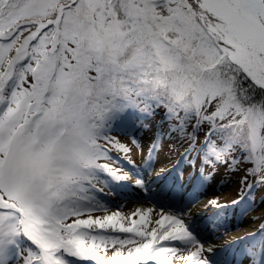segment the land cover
Here are the masks:
<instances>
[{
	"label": "snow or ice",
	"instance_id": "6c2138e0",
	"mask_svg": "<svg viewBox=\"0 0 264 264\" xmlns=\"http://www.w3.org/2000/svg\"><path fill=\"white\" fill-rule=\"evenodd\" d=\"M262 129L264 0H0V264H236L234 245L239 264H264V216L220 245L191 211L205 169L234 167L236 152L250 165L236 198L204 210L218 229L254 202ZM148 132L145 155L137 133ZM166 139L187 140L182 159L195 151L200 168L157 169ZM129 196L150 206L113 199Z\"/></svg>",
	"mask_w": 264,
	"mask_h": 264
},
{
	"label": "bare ground",
	"instance_id": "6f19581e",
	"mask_svg": "<svg viewBox=\"0 0 264 264\" xmlns=\"http://www.w3.org/2000/svg\"><path fill=\"white\" fill-rule=\"evenodd\" d=\"M179 158V157H178ZM180 159V158H179ZM177 159L176 161H178ZM168 168L172 169V175L175 177H179L180 173L177 170V166H168ZM158 169V168H157ZM243 177L242 174H236L233 178L228 182L226 186L220 184V181H216L213 183L207 182L206 190L201 189L198 192L200 196V200L194 206H192L191 211L193 214L199 213V216L196 217V228L201 233V238L207 242H212L220 245H229V243L236 237L245 236L248 232L253 231L260 221H257L255 224L252 221V218L255 216H264V204L260 203L261 196L264 194V188L257 189V199L255 204L258 206L259 210L256 213L242 215L243 209L247 208L246 205L249 204H241L237 206L235 211L229 209L227 218L223 220V223L219 226L218 229L212 227V223L210 218L213 216V211L209 209L208 211L204 210V203L207 198L211 196H219L222 203H230L233 199L236 198L237 189L239 188L240 180ZM186 180V176H185ZM227 188V189H226ZM226 189V190H225ZM131 192V190H129ZM116 200V203H121L122 200L127 199L128 203H124L123 206L125 212H129L134 210L137 207L147 208L150 205L148 204H137L134 203L131 199V196L125 198H113ZM242 245H234L231 246L232 250L229 253L230 258L234 256L236 260V264H239L242 259V255L240 252V248ZM246 264V261H245Z\"/></svg>",
	"mask_w": 264,
	"mask_h": 264
},
{
	"label": "rangeland",
	"instance_id": "374dc122",
	"mask_svg": "<svg viewBox=\"0 0 264 264\" xmlns=\"http://www.w3.org/2000/svg\"><path fill=\"white\" fill-rule=\"evenodd\" d=\"M256 109V107H255ZM254 111H259V110H254ZM232 114L230 113L227 117L225 122H229L232 120ZM236 119H239V117H235ZM252 117H250L251 119ZM162 118H158L157 119H151L150 123L153 125V131L155 129V125L157 123L161 122ZM168 129V124L165 123L164 124V130L167 131ZM188 131H191V128L188 129ZM261 134L264 135V129L261 130ZM152 133L148 132V133H137V138L140 140L141 145L143 146L144 150H145V155L147 152V146H148V142L151 139ZM121 142L125 143V144H129V146H131L130 144V140L128 137H124V136H120L119 137ZM204 139V135H201L200 137H198L197 141H196V148L199 149L201 147V143ZM170 144H175L176 147L171 151V153L168 152V148ZM189 147V142L187 140H184L183 142H177L175 139L173 140H164L163 142V150L158 154L157 157L154 158L155 160V166L156 168L163 166H177V170L178 172L181 174V172H184L186 169H189V166L191 164V162L193 160H195V168L198 170L201 166V160L197 157V153L195 151H193L191 153V155H189L187 157V159H182V157L185 154V150ZM116 152V151H115ZM118 153V152H116ZM118 156H121V153L117 154ZM180 158L178 161H176L177 158ZM131 158L133 160H135L136 164L139 165L142 163V160L144 159V156L140 153L139 149L133 147L132 148V152H131ZM229 160L232 159H238L240 162L237 163L234 167H229L228 164H222L219 167H217L215 170H212L210 168H206L205 169V173L206 175L211 173V175H209V179L207 182L209 183H213L216 182L217 180L220 181V184L223 186H226L228 184V182L233 178L234 175L236 174H242L243 176L245 175V172L247 171V168L250 167V165H247L243 162L242 157H240L239 152H236L233 154V156L228 157ZM123 167L127 168L129 167V165L127 163L122 162ZM179 174V175H180ZM186 176V175H185ZM253 178L251 176H249V180L251 181ZM227 189V188H226ZM225 189V190H226ZM257 189L254 191V202L250 201L249 204L246 205V207H252L254 210L248 212V214H252V213H256L258 212L259 208L258 206L255 204L256 199H257ZM128 203V202H127ZM124 206H123V210H124Z\"/></svg>",
	"mask_w": 264,
	"mask_h": 264
},
{
	"label": "trees",
	"instance_id": "16d2710c",
	"mask_svg": "<svg viewBox=\"0 0 264 264\" xmlns=\"http://www.w3.org/2000/svg\"><path fill=\"white\" fill-rule=\"evenodd\" d=\"M161 94L162 95H167V92L164 90V89H161ZM251 102H246L245 103V107H247V106H249V104H250ZM255 107H256V109H255ZM254 110H261V108H260V103H257L255 106H254ZM165 110L161 107L160 109H158L157 110V112L159 113V112H164ZM225 131H228L227 129H225ZM204 133V130L202 129L201 130V133H200V135H199V137L201 136V135H204L203 134Z\"/></svg>",
	"mask_w": 264,
	"mask_h": 264
}]
</instances>
